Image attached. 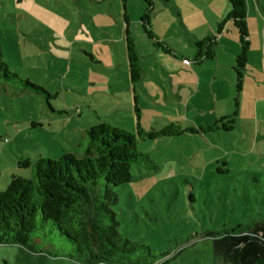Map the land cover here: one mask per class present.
Listing matches in <instances>:
<instances>
[{"label": "rangeland", "instance_id": "374dc122", "mask_svg": "<svg viewBox=\"0 0 264 264\" xmlns=\"http://www.w3.org/2000/svg\"><path fill=\"white\" fill-rule=\"evenodd\" d=\"M151 1L154 35L183 60L152 48L139 23L146 5L127 0L125 14L142 70L140 80L131 83L121 0H0L1 60L9 72L47 94L0 81V192L11 175L30 177L31 168L19 162L73 152L90 126L105 123L130 133L137 123L146 133L172 123L182 130L195 127L200 116L186 106L189 98L207 101L197 96V76L187 62L195 42L221 34L215 61L231 55L234 68L236 32L228 23L218 31L228 2ZM246 25L249 51L234 129L224 132L218 124V130L198 136L138 139V150L155 169L134 168L130 182L115 190L118 232L152 256H164L167 264H223L214 256L211 235L264 218V0H247ZM222 87L215 92L233 94L230 110L209 118V125L235 111L236 82ZM255 99L261 102L257 117ZM42 247L60 254L71 249L56 235ZM0 264L77 263L0 246Z\"/></svg>", "mask_w": 264, "mask_h": 264}, {"label": "trees", "instance_id": "16d2710c", "mask_svg": "<svg viewBox=\"0 0 264 264\" xmlns=\"http://www.w3.org/2000/svg\"><path fill=\"white\" fill-rule=\"evenodd\" d=\"M121 1L128 74L131 83H135L140 80L142 72L140 56L125 14L127 0ZM140 1L146 5L139 17L140 28L152 48L183 60L154 35L152 1ZM227 2L229 10L218 31L223 25L231 24L239 45L233 68L236 74L235 111L212 125L184 130L172 123L146 133L137 123L135 133H130L99 123L85 130L79 144L69 154L56 160L39 157L34 163L19 162V167L31 168V175L29 178L11 175L7 187L0 192V246H19L31 254L62 257L77 264H167L164 256H152L146 246L131 242L118 232L113 212L119 201L115 190L130 182L134 168L155 169L147 154L138 150V139L154 141L183 134L198 136L218 130V124L224 132L233 128L232 119L237 114V94L241 90L249 41L245 0ZM216 47L217 41L213 37L195 42L191 64L197 66L212 60ZM0 81L26 92L47 95L40 87L9 72L1 54ZM134 111L138 112L136 106ZM223 121L231 126L226 127ZM53 235L71 246L68 254L42 249L43 243ZM211 241L215 258L223 264H264V218L213 233Z\"/></svg>", "mask_w": 264, "mask_h": 264}, {"label": "crops", "instance_id": "0c3cea01", "mask_svg": "<svg viewBox=\"0 0 264 264\" xmlns=\"http://www.w3.org/2000/svg\"><path fill=\"white\" fill-rule=\"evenodd\" d=\"M245 3L247 4V0H245ZM228 10H229V6H228ZM222 39L223 38H222L221 34L216 39L217 40V47L215 48V56L212 60L205 61L202 64L197 65V66L191 65L190 61L187 62L189 64V66L192 67V74L194 73V75L197 76V90H196L197 96L203 97L205 99V101L208 102V103L205 102L203 104H201V103L198 104V103L193 102L194 97L189 98V101H188L186 106L189 107L191 109V111H196L198 113V116H200V120H197V121L195 120V122L193 124L195 126L194 128H196L198 126L209 125L208 124L209 118H211V121H212L214 119L213 117L219 116V115H224V113H228L230 110V103H229L230 100L229 99L231 97H233V94H229V92H228V94L223 97V96H220V94L218 92H215L218 89L222 90L223 84H228V86L230 85V87H231L236 82V79H235L236 77L234 78L233 73H232V70H234V69H232L233 68L232 67L233 66L232 56L231 55L226 56L225 62L222 60V58H221V62L215 61V59L217 57L216 53H218V51H221V48L223 46V45H221V41H223ZM225 43H226V41H225ZM237 53H238V51H237ZM224 64H226V66H224ZM239 95H240V92H239L237 97H239ZM216 100H220L223 103L216 104V103H214V102H216ZM262 100L264 101V99H262ZM227 103H229V106L226 105ZM259 103H261V102L258 101V99H255L254 104H253V108H252L254 110L253 115L255 117H257L256 115H257V111H258L257 108H258ZM261 108H260V110H261ZM239 109H240V107L238 104L237 113H238ZM232 125H234V124H232ZM233 129H234V127L231 130H233Z\"/></svg>", "mask_w": 264, "mask_h": 264}]
</instances>
